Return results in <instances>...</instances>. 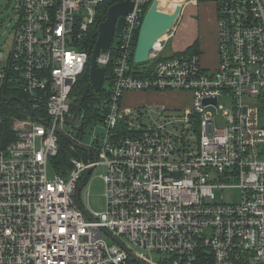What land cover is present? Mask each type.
Wrapping results in <instances>:
<instances>
[{"label": "built area", "instance_id": "obj_1", "mask_svg": "<svg viewBox=\"0 0 264 264\" xmlns=\"http://www.w3.org/2000/svg\"><path fill=\"white\" fill-rule=\"evenodd\" d=\"M107 1L16 4L10 49H0V97L18 92L23 97H12L28 114L12 119L13 139L0 147V264H264V0H210L215 69L202 66L200 52L160 58L158 44L147 76L131 65L150 0H131L121 37L96 59L111 80L92 121L103 133L86 146L73 137L84 114L68 123L77 110L71 93L88 68L81 45ZM126 92H185L190 102L122 109ZM214 110L223 112L220 128ZM60 134L88 156L72 158L66 176L51 167ZM98 166L105 168L102 213L84 205L88 177L82 209L76 204L79 183ZM228 189L239 190L238 203L217 198Z\"/></svg>", "mask_w": 264, "mask_h": 264}, {"label": "rangeland", "instance_id": "obj_2", "mask_svg": "<svg viewBox=\"0 0 264 264\" xmlns=\"http://www.w3.org/2000/svg\"><path fill=\"white\" fill-rule=\"evenodd\" d=\"M21 0H0V49L3 51H8L10 49L12 39L15 33V27L16 23L18 21V14L16 11V4L20 2ZM154 0H152L153 2ZM158 1V0H157ZM161 1V9L160 11L168 12V5H174L177 4V7L181 5L180 13L178 14L174 28L173 30L164 37L158 44H160L162 48V55L167 57L168 56L180 53L178 50L182 49V46H180L182 43L185 42V39H182V37L179 34V28L182 23V19L184 18V9H187L188 16L192 17L196 23V32L200 31V21L203 12L206 10L208 11L213 6L212 1L210 0H201L198 1L199 6L197 5H188V0H160ZM151 2V4H152ZM150 4V6H151ZM149 6V7H150ZM176 10V9H175ZM172 11L170 13L175 12ZM187 17V16H186ZM199 27V29H198ZM196 39V38H195ZM117 43V40H115L114 44ZM187 49V48H186ZM182 50V52H185V50ZM104 89H109L107 82H104L103 84ZM180 94V93H179ZM126 95L122 97L121 100V107L124 108V101H125ZM136 101V100H135ZM129 102H133V99H130ZM178 107H188L190 102L189 94L182 93L177 97ZM224 110L230 109V104L226 101H220L219 104ZM145 107H154V105H143ZM126 109V108H125ZM223 112L220 111L219 114H216V111L214 110V122L217 126V128H220L224 124V115ZM66 130H69L66 128ZM103 133V129L101 124L99 123H88L84 126L83 130L78 132L75 131L74 138H76L80 143L83 145L89 146V145H97L98 142L96 141L98 137L101 136ZM52 167V165H51ZM105 168L103 166H98L95 168L88 176V179L86 181L85 187L82 191V199L84 202V205L88 207L92 212H98L102 213L105 210V199L103 196L104 193V184L101 179V177L104 175ZM54 177V173L50 168H48V178L52 179ZM217 198L220 199V196L223 197L224 201L226 203H238L240 200V192L238 189H228L223 191H217ZM155 263H158L160 261L159 257L154 258Z\"/></svg>", "mask_w": 264, "mask_h": 264}, {"label": "water", "instance_id": "obj_3", "mask_svg": "<svg viewBox=\"0 0 264 264\" xmlns=\"http://www.w3.org/2000/svg\"><path fill=\"white\" fill-rule=\"evenodd\" d=\"M132 9L133 3L131 2V0H125L123 2H119L110 6L106 11L104 21L101 22L97 28V38L93 47L88 51L90 57L87 63L89 82L96 93H99L101 91L106 80V71L105 69L97 67L96 59L100 54H106L108 52L110 44L114 37H121L125 24V17L132 11ZM180 10L181 5L176 8L173 14L166 13L158 10L157 0H154L152 2L151 6L147 9L139 27L136 47L133 55L134 64L143 65L149 62L150 54L155 49L156 45L173 30L175 20L180 13ZM0 101H14L26 107V103L18 97H0ZM208 102L209 101H205V104ZM77 111L78 108L74 113L73 118L68 122L70 127H74L78 124ZM31 114L35 117V114L33 112H31ZM35 119L38 120L36 117ZM60 135L64 139H66L73 147L82 150L86 149L68 140L64 135ZM89 173L90 171H87L85 173L77 188L76 204L79 209H82L79 200V193ZM104 233L115 243L119 244L122 247V245L116 238L111 237V235L105 231Z\"/></svg>", "mask_w": 264, "mask_h": 264}, {"label": "trees", "instance_id": "obj_4", "mask_svg": "<svg viewBox=\"0 0 264 264\" xmlns=\"http://www.w3.org/2000/svg\"><path fill=\"white\" fill-rule=\"evenodd\" d=\"M125 0H108L104 5L98 8V13L95 18L93 27L89 30L85 41L81 45L82 49L88 50L93 47L97 38V28L101 22L104 21L105 11L111 5ZM201 1V0H199ZM152 0L148 3L145 10H147ZM185 52L199 53L197 48V42L187 47ZM176 55V54H173ZM160 58H165L162 54ZM150 63L143 65H136L132 61V72L134 75L147 76L148 71L146 70ZM111 74L109 68L106 69V81L108 87L110 86ZM108 94V88L102 87L99 93H96L90 85L88 68L79 77L75 87L72 90L71 98L73 102L71 104V110L75 111L78 108L79 112L84 114V124H88L92 121H99L101 114L99 113L100 106L106 101ZM6 95L9 96H21L18 92H8ZM23 97V96H21ZM26 100V99H25ZM27 104L30 103L26 100ZM28 111L25 107L21 106L18 102H4L2 111V120L0 122V147L9 143L13 139V135L10 131L11 121L15 117H26ZM87 158L85 151L79 149H72L69 142L60 137L59 148L57 155L51 160V165L55 173L66 176L68 171L71 169L70 160L72 158ZM202 264V263H200Z\"/></svg>", "mask_w": 264, "mask_h": 264}, {"label": "crops", "instance_id": "obj_5", "mask_svg": "<svg viewBox=\"0 0 264 264\" xmlns=\"http://www.w3.org/2000/svg\"><path fill=\"white\" fill-rule=\"evenodd\" d=\"M158 4H161L160 0H158ZM189 6L188 4L187 7ZM187 9H184V18L182 19L178 31L182 39H185V42L180 45L182 49L178 50V52H182V50L186 49L194 42H197L202 66L213 70L217 67V26L215 8L212 6L211 9L203 12L200 21L201 27L199 35L198 32H196L197 21L188 16ZM179 93L182 94L185 92H126L124 94V96L126 95L124 108L132 109L143 105H154L170 109H179L180 107L178 106L180 105H178L177 102V97L180 95ZM130 99H133L132 103L129 102Z\"/></svg>", "mask_w": 264, "mask_h": 264}, {"label": "bare ground", "instance_id": "obj_6", "mask_svg": "<svg viewBox=\"0 0 264 264\" xmlns=\"http://www.w3.org/2000/svg\"><path fill=\"white\" fill-rule=\"evenodd\" d=\"M177 4H178V3H175L173 6H172V5H168L169 7H168L167 10H169V11L166 12V13H170V12L174 11V10L177 8ZM160 9H161V5L158 4V10H160ZM157 46H158V44L156 45V47H157Z\"/></svg>", "mask_w": 264, "mask_h": 264}]
</instances>
